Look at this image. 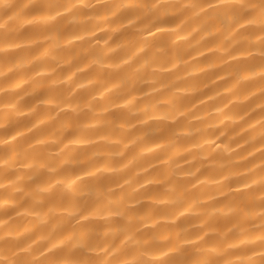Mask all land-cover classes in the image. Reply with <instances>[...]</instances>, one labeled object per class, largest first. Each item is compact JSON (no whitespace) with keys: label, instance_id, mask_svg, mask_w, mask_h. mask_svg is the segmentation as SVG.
Instances as JSON below:
<instances>
[{"label":"clouds","instance_id":"1","mask_svg":"<svg viewBox=\"0 0 264 264\" xmlns=\"http://www.w3.org/2000/svg\"><path fill=\"white\" fill-rule=\"evenodd\" d=\"M0 264H264V0H0Z\"/></svg>","mask_w":264,"mask_h":264}]
</instances>
